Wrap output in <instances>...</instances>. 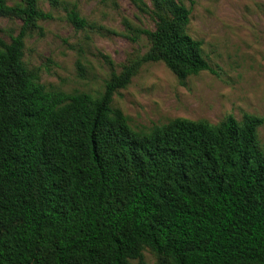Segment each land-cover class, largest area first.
I'll return each mask as SVG.
<instances>
[{
  "label": "trees",
  "instance_id": "trees-1",
  "mask_svg": "<svg viewBox=\"0 0 264 264\" xmlns=\"http://www.w3.org/2000/svg\"><path fill=\"white\" fill-rule=\"evenodd\" d=\"M134 4L154 21L137 31L150 48L93 96L39 82L24 38L51 15L36 0H0V17L22 23L9 43L0 38V264H143L144 249L158 264H264L263 119L139 131L111 107L141 64L162 63L179 80L213 73L186 32L190 8ZM65 14L87 26L74 8Z\"/></svg>",
  "mask_w": 264,
  "mask_h": 264
},
{
  "label": "rangeland",
  "instance_id": "rangeland-1",
  "mask_svg": "<svg viewBox=\"0 0 264 264\" xmlns=\"http://www.w3.org/2000/svg\"><path fill=\"white\" fill-rule=\"evenodd\" d=\"M21 0H6L8 5ZM190 8L187 34L201 43L213 73L183 80L162 63L141 64L130 83L112 96L111 107L127 118L133 130L147 131L174 119L215 125L232 116H257L263 124L257 138L264 148V0H177ZM36 0L51 19L26 30L23 62L48 90L103 92L112 74L139 60L150 48L139 30L152 31L153 19L134 0ZM75 9L87 26L75 29L65 9ZM21 21L0 17V38L9 43ZM143 264H158L149 250ZM132 264H138L132 261Z\"/></svg>",
  "mask_w": 264,
  "mask_h": 264
}]
</instances>
